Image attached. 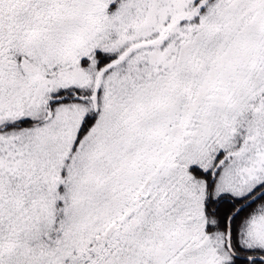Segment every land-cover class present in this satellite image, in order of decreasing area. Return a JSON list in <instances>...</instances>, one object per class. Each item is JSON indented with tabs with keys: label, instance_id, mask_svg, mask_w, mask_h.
Returning a JSON list of instances; mask_svg holds the SVG:
<instances>
[{
	"label": "snow or ice",
	"instance_id": "1",
	"mask_svg": "<svg viewBox=\"0 0 264 264\" xmlns=\"http://www.w3.org/2000/svg\"><path fill=\"white\" fill-rule=\"evenodd\" d=\"M0 264H264V0H0Z\"/></svg>",
	"mask_w": 264,
	"mask_h": 264
}]
</instances>
